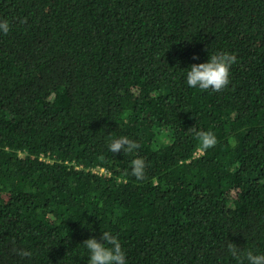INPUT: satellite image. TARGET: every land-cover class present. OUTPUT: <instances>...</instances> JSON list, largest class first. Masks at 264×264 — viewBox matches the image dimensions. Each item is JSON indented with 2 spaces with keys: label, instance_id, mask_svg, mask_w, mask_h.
I'll return each instance as SVG.
<instances>
[{
  "label": "trees",
  "instance_id": "trees-1",
  "mask_svg": "<svg viewBox=\"0 0 264 264\" xmlns=\"http://www.w3.org/2000/svg\"><path fill=\"white\" fill-rule=\"evenodd\" d=\"M0 20V264H87L102 231L126 264L264 254V0H0ZM220 52L229 85L188 87Z\"/></svg>",
  "mask_w": 264,
  "mask_h": 264
},
{
  "label": "clouds",
  "instance_id": "clouds-1",
  "mask_svg": "<svg viewBox=\"0 0 264 264\" xmlns=\"http://www.w3.org/2000/svg\"><path fill=\"white\" fill-rule=\"evenodd\" d=\"M10 31L7 20H0V33L5 35ZM196 59V57H193ZM236 62V56L227 52H220L208 56L206 62L192 64L186 73V83L190 88L200 90L211 89L214 92L222 91L229 85L230 68ZM200 147L207 150L214 147L216 138L211 132L200 131L196 133ZM140 145L129 139L127 136L114 138L108 144L109 151L113 153L123 152L125 155L134 153ZM131 175L137 179H142L145 169V161L136 157L130 162ZM88 251L87 264H126L124 251L118 238L109 231H102L99 239L90 237L82 242ZM229 254L236 259L237 264H264V254H254L252 251L242 253L240 248L234 243L227 245ZM21 257H31L32 253L26 249L15 250Z\"/></svg>",
  "mask_w": 264,
  "mask_h": 264
}]
</instances>
